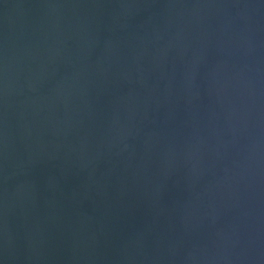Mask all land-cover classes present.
<instances>
[{
  "label": "water",
  "instance_id": "95a60500",
  "mask_svg": "<svg viewBox=\"0 0 264 264\" xmlns=\"http://www.w3.org/2000/svg\"><path fill=\"white\" fill-rule=\"evenodd\" d=\"M0 264H264V0H0Z\"/></svg>",
  "mask_w": 264,
  "mask_h": 264
}]
</instances>
